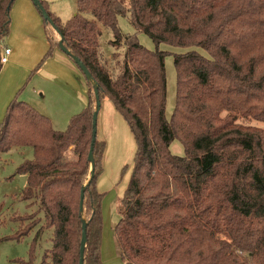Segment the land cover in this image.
<instances>
[{
  "label": "trees",
  "instance_id": "trees-1",
  "mask_svg": "<svg viewBox=\"0 0 264 264\" xmlns=\"http://www.w3.org/2000/svg\"><path fill=\"white\" fill-rule=\"evenodd\" d=\"M15 2L0 0V72ZM129 2L77 0V14L63 23L41 0L53 22L44 20L50 44L44 61L63 42L92 75L85 78L89 104L65 131L25 101L9 105L0 124V162L11 151L32 148L33 159L16 174L27 176L21 200L35 207L15 217L21 228L9 239L22 241L37 229L29 262H22L34 264L48 231L42 264H80L86 222L84 264H103L104 194L97 180L106 145L98 138L93 179L89 162L96 83L100 100L114 104L137 145L115 227L123 264H264V0ZM128 15L136 33L125 36L119 20ZM103 29L114 35L111 59L102 52ZM140 33L155 50L140 43ZM162 44L193 48L174 55L170 120L169 53ZM174 141L183 145V157L171 152Z\"/></svg>",
  "mask_w": 264,
  "mask_h": 264
},
{
  "label": "rangeland",
  "instance_id": "rangeland-1",
  "mask_svg": "<svg viewBox=\"0 0 264 264\" xmlns=\"http://www.w3.org/2000/svg\"><path fill=\"white\" fill-rule=\"evenodd\" d=\"M122 1L127 7H129V0ZM50 3V10L52 12H54V10L57 11V16L61 17L60 19L63 23L70 21L77 14V0H50ZM52 6L54 10L52 9ZM88 18L92 19V16H88ZM119 27L122 34L125 36L136 33L135 29L130 24L129 15L126 17H120ZM138 38L144 47L148 48L149 50L156 49V45L147 35L140 33ZM113 40V33L103 29L101 46L102 52L108 59H111V55L114 53V49L110 45V41ZM10 46L11 45H8L9 49H12ZM20 47L22 51L25 52L29 57L32 55L36 56V54L39 52V57H37V60L35 58V64L39 58L40 60L36 65L34 64L36 66V71L34 73L39 70V68L43 65L42 63L48 59H51L52 57L50 56L44 61L48 55L49 49H41L33 43L25 44L24 42ZM58 49L59 48H56L54 51ZM192 49L193 48H175L165 44L160 45V50L169 53L166 58V73L168 80V101L166 116L168 120L171 119L176 105L177 75L174 66V55L187 53ZM198 51L202 55L209 57L204 50L198 49ZM52 55H54V52ZM30 77L28 79H30ZM82 78V83H87L83 74ZM102 103L103 107H101V111L103 113V111H107V105H111V103L107 99H104ZM7 110L2 117L0 124H2L6 119ZM122 121L125 123V127L119 123L118 125L111 127L113 122L112 119H110L108 122V131L105 134L106 139L104 141L106 146L104 152L105 156L103 155L105 160L103 157L102 163L103 172L97 180L98 191L104 194L102 204L103 233L101 249L103 264H122L123 262L120 249L116 241L115 227L120 220V215L118 212L119 202L123 198L132 176L137 145L132 131L127 126L123 118ZM98 130L100 133L99 136H102L100 128ZM26 149L27 151L30 150L33 153L31 148ZM171 152L176 156L183 157L185 155L184 147L179 141H174L172 143ZM32 158L33 155L31 159ZM20 163L21 155L17 152H12L7 158L6 163L0 165V264H23L22 262L28 263L30 247L34 239L35 232L37 231L36 229L35 232L31 233L22 241L9 239L10 237H13L15 233L21 228L20 223L15 221V217L23 216L25 213H32L35 211V207L29 208L27 203L21 200V192L27 185V179L25 176H23V174H16L15 169L17 166L19 167L22 164ZM40 217H42V214ZM49 237L50 233L48 231H45L41 234L36 250V260L34 264H42L44 252L50 246ZM6 238L8 239L6 240Z\"/></svg>",
  "mask_w": 264,
  "mask_h": 264
},
{
  "label": "crops",
  "instance_id": "crops-1",
  "mask_svg": "<svg viewBox=\"0 0 264 264\" xmlns=\"http://www.w3.org/2000/svg\"><path fill=\"white\" fill-rule=\"evenodd\" d=\"M45 1L51 5L50 0ZM53 13L57 16V11L54 10ZM24 42L25 44L33 43L41 49H50L44 19L32 0L16 1L11 12L10 31L2 42L4 49H9L8 45H11L12 49H10L11 55L8 62L3 65L0 72V121L16 97L49 117L55 130L65 131L70 119L88 106V85L82 83L81 71L60 48L54 51L51 59L46 60L34 73L35 65L40 60L39 58L35 64V58L37 60L39 52L36 56L29 57L20 47ZM110 103L111 105H107L108 112L102 113L100 110L98 114V129L100 128L102 132V136H99L98 130L97 137L100 142L106 139L105 134L108 131L107 125L110 119L113 120L111 127L118 123L125 127L122 115L116 110L114 104ZM12 152L21 155V163L31 160L32 155L34 156V152L27 151L26 148L14 150L3 157L0 165L6 163ZM23 176L27 179L26 175L23 174Z\"/></svg>",
  "mask_w": 264,
  "mask_h": 264
},
{
  "label": "water",
  "instance_id": "water-1",
  "mask_svg": "<svg viewBox=\"0 0 264 264\" xmlns=\"http://www.w3.org/2000/svg\"><path fill=\"white\" fill-rule=\"evenodd\" d=\"M34 5L38 8L41 16L44 20L48 21L49 23L53 24L50 16L48 15V12L44 8V6L41 3V0H32ZM60 49L70 57L71 53L67 50V48L63 45V42H60ZM74 63L81 69L86 79L92 81V75L90 74L87 67L76 57L73 58ZM95 95H96V111L93 116V138H92V144L91 149L89 153V162H90V170H91V179L94 178L95 175V158H94V146L97 140L98 135V114L102 107V101L100 100L99 95V86L95 83ZM84 201H85V190L81 193V212H84ZM87 245V224L86 222L83 223V233H82V240H81V248H80V264H84V258H85V250Z\"/></svg>",
  "mask_w": 264,
  "mask_h": 264
},
{
  "label": "built area",
  "instance_id": "built-area-1",
  "mask_svg": "<svg viewBox=\"0 0 264 264\" xmlns=\"http://www.w3.org/2000/svg\"><path fill=\"white\" fill-rule=\"evenodd\" d=\"M10 55H11V50L10 49L6 48V49L3 50V55H2V63H3V65L8 62Z\"/></svg>",
  "mask_w": 264,
  "mask_h": 264
}]
</instances>
